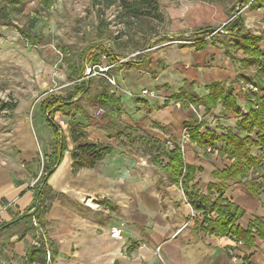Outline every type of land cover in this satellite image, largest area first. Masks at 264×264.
<instances>
[{
	"label": "crops",
	"instance_id": "obj_1",
	"mask_svg": "<svg viewBox=\"0 0 264 264\" xmlns=\"http://www.w3.org/2000/svg\"><path fill=\"white\" fill-rule=\"evenodd\" d=\"M159 2L167 20L164 33L169 37H188L194 29L213 28L205 37L209 42L205 48H197L195 44L181 46L182 40L162 41L148 48L151 59L147 63L148 71L143 74H139L138 65H132L129 76L123 75V69L117 73L112 70L116 86L111 91L121 99L124 109L121 123L136 127V131H131L133 135H145L160 143L161 149L140 141L130 143L124 135L120 139L112 137V132L104 128L107 122L100 117L88 119L76 112L68 116L57 111L54 118L66 134L74 117L84 125L89 140L111 144L114 149L95 167L74 174L73 143L67 138L68 149L48 178L52 193L63 196L46 200L49 208L43 217V227L37 219L26 218L5 229L24 213L35 210L40 167L52 158L55 131L45 116L43 104L49 94L37 99L42 90L48 89L42 82L49 67H44L41 50L28 49L31 44L28 39L21 35L12 42L0 32V70L8 75L16 63L25 73H36L34 82L39 85L3 86L14 92L15 106L0 108L13 112L0 115V264H39L30 259V254L43 241L46 264H244L246 252L252 253V264H264L263 240L258 239L248 251L242 242L230 236L207 232L205 213L193 210L183 189L171 183L168 173L163 171L169 163L163 152L164 139L178 140L184 122L197 112L193 105L184 107L180 101L165 104L186 82L192 83L201 97L209 94L208 85L217 82L225 89L230 86L234 89L240 112L227 110L223 101L210 112H206L205 105L199 106L203 128H213L220 135L226 130L217 126L235 128L243 115L256 106L263 92H252L249 86L262 87L257 73L264 67V5L252 7L250 1L240 7V0ZM235 14L244 19V34L261 36L258 46L262 55L258 65L242 67V60L252 58L242 49L229 47L235 58L225 53L226 46L238 40L224 28ZM105 63L108 65L103 57L101 65ZM143 89L154 91L157 96H142ZM54 93L63 94L57 89ZM37 106L39 110L35 113L33 109ZM87 106L84 105L88 113H95L94 108ZM221 144L218 141L212 147H201L192 140L186 144L185 160L194 167L193 178L188 182L193 193L208 194L211 183L221 182L215 171L231 165L232 161L219 152ZM161 152L155 163L152 157ZM252 152L259 155L260 149L253 147ZM258 175L251 172L248 179ZM227 184L224 196L244 210L238 221L242 228H247L254 216L264 217V185L259 195H255L235 179H228ZM217 196L213 190L212 199ZM113 227L122 229V238L111 236ZM52 247L56 251L54 257Z\"/></svg>",
	"mask_w": 264,
	"mask_h": 264
},
{
	"label": "trees",
	"instance_id": "obj_2",
	"mask_svg": "<svg viewBox=\"0 0 264 264\" xmlns=\"http://www.w3.org/2000/svg\"><path fill=\"white\" fill-rule=\"evenodd\" d=\"M26 1L28 0H0V25H12L11 13L18 9L17 5L19 3ZM250 1L252 7L264 5V0H240V7ZM39 2L45 8H50L56 0H39ZM93 5L98 6L97 37L104 39L93 44L90 43L85 55L82 57V61L78 59L75 64H71L68 77L74 81V86L66 94L50 93L44 99L45 116L55 131L52 142V158L50 162L44 164L45 175L43 178L40 177L36 183L37 200L34 203L35 210L24 213L18 219L10 222L5 229L26 218L30 220L35 218L40 227L44 226L43 217L49 208L46 200L63 196L60 193H52L48 178L59 164L66 150L68 137L73 143L71 157L74 174L84 168L95 167L114 149L111 144L89 140L84 125L74 117L69 121L68 134H66L54 118L57 111H61L68 116L76 112L88 119L100 117V119L107 122L104 128L112 132L110 133L112 137L120 139L124 135L130 143L140 141L161 149L160 143L157 144L156 141L150 140L147 136L142 134L139 136L133 135L131 131H136V127L121 123L120 118L124 111L121 99L112 93V84L102 75L94 74L93 70L91 71V77H87L88 67H95V70H98L103 63V57L108 65H111L107 71L108 75L113 74L112 70L115 67L122 68L130 65L147 64L151 59V50H148V48H152L162 41L182 40L184 42L180 43L181 46L195 44L197 48H205L209 43L205 40V37L213 29L209 26L200 27L194 29L188 37H169L164 33L167 20L159 0H93ZM112 6L117 7V18L122 25L115 36H113L112 30L104 18L105 9ZM230 14L232 15V13ZM224 28L229 36L238 37L234 45L226 46L225 53L235 58L229 47L242 49L252 58L242 60L241 66L258 65L262 55L258 46L261 36L252 33L244 34V19L240 14H235L225 24ZM21 35L28 39L29 43L38 44L41 42L40 36L38 38L35 35L32 36L28 30H22ZM213 37H211L212 40ZM130 54H133V56H130ZM78 62L81 64L77 65ZM257 76L262 87L257 85L258 91L250 90L258 94L263 92V94L257 99L256 106L249 113L243 115L235 128L217 126L226 130V133L220 135L213 128H203L205 123L203 120H199L197 113L184 122V128H188L193 142L201 147H212L218 141H221L219 152L232 161L226 169L215 171V177L219 178L221 182L219 184L211 183L208 194L193 193L189 188L188 182L193 178L194 167L186 162L183 152L178 147L173 148L171 151L166 149L163 151L169 157V163L163 167V171L168 173L171 183L178 184L183 189L187 202L193 210L205 213L206 225L204 229L211 234L230 236L235 241L242 242L248 251L255 246L258 239L264 241V217L256 215L251 219L247 228H242L238 221L244 215V210L235 202L228 200L224 196V192L228 187V179H235L243 183L255 195H259L264 185V67L258 70ZM97 81L99 84L96 86ZM206 88L209 90V94L201 97L194 91L193 84L186 82L180 91L173 93L166 99L165 104L170 101H180L184 107L193 105L197 112L199 106L203 104L206 106V112H210L220 101H223L227 110L241 111L237 106L232 86L225 89L221 83L217 82L208 85ZM83 103H87L94 108L95 113H88ZM14 106L13 102L8 103L0 100V108H13ZM96 112H99L100 115ZM242 133H245V135H242ZM253 147L260 149L259 155L253 154ZM163 152L153 156L152 160L158 163V158ZM251 172H258L259 175L248 179ZM213 190L218 193L215 199H212ZM212 213H214V216H209ZM42 233H45L44 230ZM48 242L51 243L50 239H48ZM45 252L46 243L43 241L39 248L32 249L30 259L38 261L39 264H46ZM55 253L56 251L52 247L53 257ZM251 257L252 253L246 252L243 255L244 264H252Z\"/></svg>",
	"mask_w": 264,
	"mask_h": 264
},
{
	"label": "rangeland",
	"instance_id": "obj_3",
	"mask_svg": "<svg viewBox=\"0 0 264 264\" xmlns=\"http://www.w3.org/2000/svg\"><path fill=\"white\" fill-rule=\"evenodd\" d=\"M17 8L11 13L13 24L0 26V32L12 42L21 38L22 30H28L32 36L35 35L37 38L40 36L41 42L37 44V48L33 47L34 44L30 42L28 49L41 50L44 67H49V70L43 74L42 86H47L46 90L54 87L66 94L74 86V81L68 77L71 64H75L78 59L82 61L90 43L93 44L104 39L97 37L98 6L93 5V0H56L50 8H45L39 0H28L19 3ZM104 18L112 30L113 36L117 35L122 27L117 18V7L112 6L105 9ZM24 41L26 42L25 39ZM13 64L8 75L4 70H0V100L2 102L15 101L14 92L4 89L3 86H39L34 82L36 73L31 74L27 71L25 73L24 69L19 68L16 63ZM80 64L77 63V65ZM102 66H107V64ZM132 68V65L124 68L115 67L113 71L117 73L123 69L125 71L123 75L129 76L133 72ZM148 68L149 64H139L137 70L139 74H143L144 71H148ZM55 69L59 70L58 76L54 74ZM7 76L10 77L9 80ZM111 76L114 78L113 74ZM98 84L97 81L96 86ZM111 84L116 86V84ZM46 90H42L39 93L42 95H37V99H43L46 96ZM83 105L89 108L87 103H83ZM33 110L37 113L39 107H34ZM12 114V110L10 112L0 111V115ZM0 127H2L1 122ZM66 148L68 149L67 141ZM134 148L136 149V146ZM138 152L140 153V151ZM44 164H41L38 179L45 175Z\"/></svg>",
	"mask_w": 264,
	"mask_h": 264
},
{
	"label": "built area",
	"instance_id": "obj_4",
	"mask_svg": "<svg viewBox=\"0 0 264 264\" xmlns=\"http://www.w3.org/2000/svg\"><path fill=\"white\" fill-rule=\"evenodd\" d=\"M222 31V29H221ZM172 42H180L179 40H175V41H172ZM111 67V65H107V66H99V69L98 70H95V67H88L87 69V72H86V76L88 77V73L90 72L91 74V71L94 70V74H100L102 75L103 77H105L110 83H113V84H116V81L115 79L111 76V75H108L107 74V71L108 69ZM55 75H59V70L58 69H55V72H54ZM249 89L253 90V91H258L259 88L257 85H253L251 84L249 86ZM55 88L54 87H51L45 94H50V93H54L55 92ZM142 96H150V97H156V93L154 91H150L148 89H143L142 90ZM197 115H198V118L199 120L201 121L202 120V117L201 115L196 112ZM191 140V135L189 133V130L188 128H183L182 130V133H181V136L178 140H174L170 137L168 138H165L164 141H163V144H164V147L167 151H171L173 148L175 147H178L184 154L185 156V152H186V144ZM211 149V148H209ZM111 236L114 237V238H122L123 237V232H122V229L121 228H118V227H113L111 229ZM157 250H160V247L157 248ZM161 257V255H160ZM48 259L50 260V257L48 256Z\"/></svg>",
	"mask_w": 264,
	"mask_h": 264
},
{
	"label": "water",
	"instance_id": "obj_5",
	"mask_svg": "<svg viewBox=\"0 0 264 264\" xmlns=\"http://www.w3.org/2000/svg\"><path fill=\"white\" fill-rule=\"evenodd\" d=\"M88 77H89V78L91 77V74H90V72L88 73ZM89 83H90V80H89V82H88V85H89Z\"/></svg>",
	"mask_w": 264,
	"mask_h": 264
}]
</instances>
